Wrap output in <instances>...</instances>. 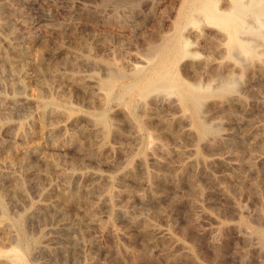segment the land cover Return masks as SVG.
I'll list each match as a JSON object with an SVG mask.
<instances>
[{
  "label": "rangeland",
  "instance_id": "obj_1",
  "mask_svg": "<svg viewBox=\"0 0 264 264\" xmlns=\"http://www.w3.org/2000/svg\"><path fill=\"white\" fill-rule=\"evenodd\" d=\"M186 1L0 0V50L14 51L17 61L21 58L15 63L23 61L20 82L19 76L0 68V95L5 98L0 101V153H10L13 144H37V152L30 153L25 167L14 165L23 198L4 196L1 188L10 182L0 175V217L6 218L13 233L0 244L7 256L0 255L1 260H17L15 264H264V237L257 232L258 226L264 228V143L239 144L236 136L244 134L245 125L222 116L224 137L233 144L221 149L225 162L207 166L208 176L193 174L201 188L194 193L188 180L176 181L171 174V168L182 159L178 152L191 144L201 157H208L193 124L192 137L173 123L183 110L191 115L190 107L181 104L178 95L155 92L146 98L143 109V98L131 88L136 82L129 69L161 64L157 55L150 54V46L174 36L178 29L189 38L190 50L199 55L171 63L168 70L176 78L204 87L215 84L217 73L226 77L228 69L238 72L233 65L237 57L226 53L220 27L208 25L209 37L196 39L190 28L201 29L205 24L179 22L178 13L185 9ZM218 5L225 8L228 0ZM262 41L264 49V36ZM38 52L47 86L42 85L29 56ZM202 57L208 58L207 67H195V63L191 67L188 60L197 63ZM259 59L264 63V54ZM107 64L126 73L109 93L100 92L91 81L92 76H106ZM254 64L255 60L240 67L241 80L236 86L240 100L231 106L264 136V108L260 106L264 73L255 74ZM53 65L56 75L50 73ZM69 75L87 78L88 88ZM31 91L40 94V104L23 103L21 97ZM219 100L211 96L202 105L201 113L208 122L217 119L210 112ZM51 104L63 114L55 119L46 116L48 132L43 137H21L18 125L35 131L38 110ZM104 117L106 134L100 123ZM71 134L73 140L68 139ZM248 147L254 150L251 156L234 155L236 149L243 152ZM246 159L253 162L251 168L235 164ZM67 171L72 174L67 176ZM148 175L153 178L150 187ZM220 189H226L228 196ZM149 195L155 200L148 199ZM46 201L59 210L38 211L39 204ZM91 205L97 208L103 227L84 224V210ZM123 205L146 212L150 224L145 227L130 221ZM153 228L160 229V236ZM213 240L219 245L216 249Z\"/></svg>",
  "mask_w": 264,
  "mask_h": 264
},
{
  "label": "bare ground",
  "instance_id": "obj_2",
  "mask_svg": "<svg viewBox=\"0 0 264 264\" xmlns=\"http://www.w3.org/2000/svg\"><path fill=\"white\" fill-rule=\"evenodd\" d=\"M184 1L185 0H183V2ZM220 1L221 0H187L184 3L185 9L181 11L179 10L180 12L178 11L179 12L178 17L180 18L179 22L181 20L182 21L184 20L187 23H191V24L193 23L197 24V22L199 23L201 22L202 24H205V26L201 27V29H198L195 26H192V29L190 28L189 31L191 32V34L193 33V35H195L194 36L195 38L197 37L196 39L198 38L205 39L209 37L210 34L208 33L209 32L208 25H216L220 27V29L222 30V35L224 39L226 40V47H225L226 53L235 55L237 57V60L233 62L234 63L233 65L235 66V69L238 72H234V70L228 69L226 77H222L220 76L219 73H217L215 74V80H216L215 84L213 83V85H206L204 87L201 85V83L200 84L193 83V82L190 83V82H185L184 80H180L176 78L177 77L176 74L174 75L173 73H171V71L168 70V68H170L169 65L171 63L173 64V62L176 59H179L185 56L195 57L196 55H199L198 53H195L190 50L189 47L191 44L189 42V38L187 36H184V34H182V30L181 29L179 30L178 28H177L178 31L175 30L177 33L176 34H174L175 32L173 33L174 36L169 37L170 36L169 35L168 37L166 36L165 38L162 37L163 41L162 42L159 41L161 43L159 44L156 43L155 45L153 43V45L150 46V49H149L150 54H152L153 56L157 55V59L158 57L160 58L161 64L160 63L157 64L156 67L147 66L148 68L146 69L141 67L142 65L141 66L133 65V67L131 68L132 70L129 69V72H131V75L136 82V84H134L131 88L135 89L136 95L138 97L143 98L144 100L142 101L143 109L146 106V103H145L146 98L147 97L149 98V96L153 95L155 92H162L164 93V95L166 94V96L171 95V94L178 95V99L180 103L190 107L189 110L191 109V115L187 114L186 112L187 110L186 111L183 110L181 112L182 113L181 116L179 118H175V121L173 123L175 122L178 123L179 125L178 129L181 130V133L186 134V135L191 134V136L195 134V132L193 133V130H192L193 127H191V125L193 124L196 129L195 136L200 141L201 145L204 148H207L208 157L206 158L201 157L195 145L191 144L187 146V148L184 151L178 152V154L181 156L182 159L176 167L171 168V174H172V177L175 178L176 181L188 180L189 181L188 183L189 184L191 183L192 192L194 191V193H197V194L201 192V188L199 187L197 182L194 180L195 175L193 176V174H195L196 172L201 175L208 176L209 170L207 169V166H210L216 162L217 163L225 162L226 159L222 155L221 149L225 146H231L233 144L229 139L224 137V132L221 129L222 124H223V121L221 120L222 116L228 117L233 123H237V124L242 123L243 125H245L244 134L242 136H239V135L236 136L238 137V139L236 138L235 141L238 142L239 144H243L244 141L249 142L250 145H256V144L263 145L262 143H264V136L260 135L259 133L260 128L253 127L250 121H244L241 115L239 114V112H237L231 106V103L233 101L240 100V97L236 92V86L241 76V73L239 72L240 67H245L251 62L253 63V61L255 60V64L253 65V69H254L253 71H255V74L257 73L261 75L264 73V63L262 61H259L260 60L259 58L264 54V49L262 47L263 45L262 38L264 36V0H228V6L225 8H221L218 5ZM216 47H218L217 48L218 50L221 49L220 45L219 46L217 45ZM12 50H15V49L13 48ZM13 53L14 51L12 52V51L0 50V68L2 69V71L6 70V72L8 71L10 74L18 77L20 71L23 68L22 67L23 65L21 64V62L23 61H21L20 64L15 63V62L20 61L21 58H18V61H17V58L14 57L15 54ZM29 56L32 59V63H33L32 65L36 66L35 68H37L39 72L38 74L41 77L40 81L42 82V85L47 86L48 81L44 77L45 72L44 74H42L43 73L42 71H44L45 69L43 70L41 67V64H42L41 53L38 52V53L30 54ZM153 59L151 61H153ZM188 61L191 67L192 65H194V63H195V67L197 66L199 68H202V67L205 68L209 65V60L208 58H205V57H202V59L197 61V63L194 60L192 62L191 60H188ZM46 68H48V66ZM56 70H57V66L53 65L50 68V73L52 75L53 74L56 75ZM125 75L126 73H125V70H123V68L121 69L111 64H107L106 76L104 78L92 76V78L94 79H91V81H94V84L97 86L100 92L106 91L107 93H109L113 89L114 85L120 79H122ZM77 76L78 75L76 76L69 75L70 78L72 77V79H74L73 81H76L77 83H79V86H82V88L83 87L88 88L86 84L87 82L88 83L90 82L87 81V78L84 79V78H80L79 76L78 77ZM19 78L20 76L17 78V80ZM20 81L21 80L19 79V82ZM15 84L16 83L11 82L12 87H15ZM129 88L130 87L125 89V91L128 90ZM39 95L40 94L38 92L31 91L30 93L21 97V100L26 105H31L33 103H37L35 105H38V103L40 104V99H41ZM211 96L219 97L220 100L218 101L214 109L211 110L210 112L212 117L217 118V119H215L213 122H208L205 116L201 113V107L204 104L205 100ZM3 99L5 100V98L0 95V101ZM164 100H165L164 98L163 100H161L160 102L161 105H164L163 104ZM51 105L52 106L48 105V107L46 106L45 108L41 107L38 110L39 111L37 114L38 119L36 123L38 125L35 131H31L28 128H26L25 125L20 124L18 125L19 135L23 137L24 139L25 138L30 139L32 138V136H35V135L37 137H43L44 134L48 132V128L45 125V121H46L45 118H47L46 116H50L53 119H55L63 114V111L60 108H58V106H54L53 104ZM260 106L264 108V100L261 101ZM155 113L161 119V117L159 116V113L157 112ZM100 123H102V125L104 126V129H105L104 133L106 134L108 132V130L105 128L106 126H108L107 119L105 117L102 118V120L100 119ZM169 127H170V122L166 121V128L170 129ZM74 138L75 136L71 134L69 135L68 139L73 140ZM78 143H81V142H78ZM239 144L237 146H239ZM156 146L159 147V143H156ZM9 151L10 153L8 152L6 153V151H3L2 153H0V175L3 176L2 178H5V177L8 178V181L10 182L6 187L1 188V192L2 194H4V196L6 195L10 199L17 200V199L23 198V191H22V183L19 179V176L16 174L15 169H17L18 166L25 167V165L28 162H30L28 158L30 156V153L37 152V144H33V143H26L24 145L13 144L10 147ZM253 151L254 150L251 147H248L243 152L240 149L239 150L236 149V151H233V152L236 157L240 158L244 156H251L253 154ZM47 160L52 161L53 163L55 162L54 159H47ZM200 164H203L202 168H200ZM235 164L238 167H240L243 164L247 165L249 168L253 166V162L249 159L244 160L242 163H235ZM14 165L17 166L15 169H14ZM64 174H66L67 176H70L72 172L67 171ZM66 175L65 177L67 178ZM146 179H147L146 184H148V186L150 187V185L152 184L151 181L153 180L152 175ZM220 192L223 193L225 196H228L227 195L228 192L226 189H220ZM134 195L138 199L139 198L141 200L145 199V197H143L139 193H134ZM65 197H66L65 194L62 193V198L64 199ZM148 197L147 198L150 200H155L154 196L149 195ZM127 204L129 205V200L128 202H126V205ZM126 205L125 206L123 205L122 211L126 213L130 221L141 222L145 227L150 224V219H148L149 215L147 217L146 212L132 211ZM56 206L57 205L55 203H52L50 201L42 202L38 206V208L40 209L38 211H41L47 214L50 211L54 212V210H59L57 209ZM84 211L85 213L82 219L86 226L94 225V226L100 227L102 225L101 220L97 214L98 210L95 206L91 205L89 206V208H86V210ZM8 224L10 225V223L6 221V218L0 217V244L2 242L3 243L7 242L10 239L11 235L13 234L11 233V230L9 229ZM101 227H103V225ZM69 229H70V226H67V232H70ZM53 230L54 228H51V231ZM152 231L155 235L160 236V232H161L160 229L153 228ZM257 232L262 237H264L263 227L258 226ZM69 237H73V236H69ZM50 239L51 238H49L48 240ZM211 245L215 249L218 248L219 246L216 240H213ZM261 248L264 249L263 242H262ZM9 250L7 251L9 252ZM4 253L6 254V251L3 252L0 249V255H5ZM5 257L7 256L5 255L3 258ZM8 260L0 259V264H15L14 262L17 261V260L15 261L13 260L14 262H12L11 261L12 259L11 260L8 259ZM17 263L21 264L20 262H17Z\"/></svg>",
  "mask_w": 264,
  "mask_h": 264
}]
</instances>
